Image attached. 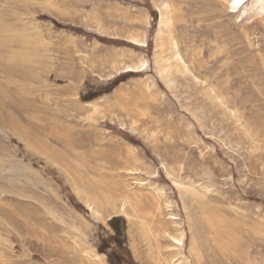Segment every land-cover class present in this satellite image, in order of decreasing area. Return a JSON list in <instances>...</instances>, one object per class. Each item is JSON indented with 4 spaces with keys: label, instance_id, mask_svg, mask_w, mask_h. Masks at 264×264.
<instances>
[{
    "label": "rangeland",
    "instance_id": "374dc122",
    "mask_svg": "<svg viewBox=\"0 0 264 264\" xmlns=\"http://www.w3.org/2000/svg\"><path fill=\"white\" fill-rule=\"evenodd\" d=\"M238 8L0 0V264H264V0Z\"/></svg>",
    "mask_w": 264,
    "mask_h": 264
},
{
    "label": "bare ground",
    "instance_id": "6f19581e",
    "mask_svg": "<svg viewBox=\"0 0 264 264\" xmlns=\"http://www.w3.org/2000/svg\"><path fill=\"white\" fill-rule=\"evenodd\" d=\"M231 1H234L236 5L238 4V7H239L238 10H243L246 7L247 4L252 2V0H230V2ZM244 14H246V11H244ZM135 70H136L135 68H130V67L127 68V71H135Z\"/></svg>",
    "mask_w": 264,
    "mask_h": 264
},
{
    "label": "trees",
    "instance_id": "16d2710c",
    "mask_svg": "<svg viewBox=\"0 0 264 264\" xmlns=\"http://www.w3.org/2000/svg\"><path fill=\"white\" fill-rule=\"evenodd\" d=\"M116 219L117 218H113V222L117 223V220ZM114 228H115L116 233L118 235L119 234V232H118V230H119L118 225H115ZM118 237H119V235H118ZM117 241H118L117 244H121V241L119 239Z\"/></svg>",
    "mask_w": 264,
    "mask_h": 264
}]
</instances>
